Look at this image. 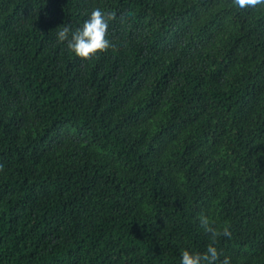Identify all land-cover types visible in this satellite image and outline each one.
Returning a JSON list of instances; mask_svg holds the SVG:
<instances>
[{
	"label": "trees",
	"instance_id": "16d2710c",
	"mask_svg": "<svg viewBox=\"0 0 264 264\" xmlns=\"http://www.w3.org/2000/svg\"><path fill=\"white\" fill-rule=\"evenodd\" d=\"M201 215L264 264V4L0 0V264H179Z\"/></svg>",
	"mask_w": 264,
	"mask_h": 264
},
{
	"label": "clouds",
	"instance_id": "9594fccd",
	"mask_svg": "<svg viewBox=\"0 0 264 264\" xmlns=\"http://www.w3.org/2000/svg\"><path fill=\"white\" fill-rule=\"evenodd\" d=\"M236 7L255 6L264 4V0H233ZM115 9H105L102 6L94 7L84 20L83 24L75 30L69 29L67 25L58 27L56 38L58 41H66L67 47L77 56L87 58L99 47H106L110 43L109 16ZM70 33V35H69ZM199 223L203 230L209 234L213 243H209L202 252L184 250L180 254L179 264H229V258L225 256L218 262V250L214 246L218 231L205 215L199 217ZM222 234L229 236L227 227L223 228Z\"/></svg>",
	"mask_w": 264,
	"mask_h": 264
}]
</instances>
